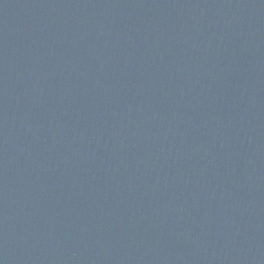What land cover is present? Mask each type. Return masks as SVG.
<instances>
[{"label": "water", "instance_id": "water-1", "mask_svg": "<svg viewBox=\"0 0 264 264\" xmlns=\"http://www.w3.org/2000/svg\"><path fill=\"white\" fill-rule=\"evenodd\" d=\"M0 264H264V0H0Z\"/></svg>", "mask_w": 264, "mask_h": 264}]
</instances>
